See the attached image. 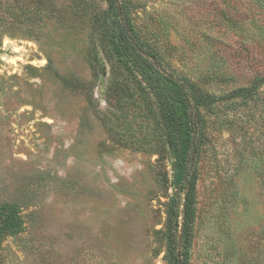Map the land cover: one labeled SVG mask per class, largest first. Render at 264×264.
Wrapping results in <instances>:
<instances>
[{"label":"rangeland","instance_id":"rangeland-1","mask_svg":"<svg viewBox=\"0 0 264 264\" xmlns=\"http://www.w3.org/2000/svg\"><path fill=\"white\" fill-rule=\"evenodd\" d=\"M129 1L140 40L204 94L264 76V0ZM106 8L0 0V204L23 220L0 264H167L174 159L110 48L88 56ZM203 115L187 264H264V85Z\"/></svg>","mask_w":264,"mask_h":264},{"label":"trees","instance_id":"trees-1","mask_svg":"<svg viewBox=\"0 0 264 264\" xmlns=\"http://www.w3.org/2000/svg\"><path fill=\"white\" fill-rule=\"evenodd\" d=\"M107 8L95 16L88 56L98 57L97 45L106 44L111 55L124 67L125 73L144 92L149 112L146 127L156 131L174 159L172 164L173 192L166 203L165 258L167 264H187L188 248L194 237L197 217V164L206 141V118L219 102L255 98L264 85V76L250 84L239 86L219 95L204 94L194 81L175 72L163 56L150 44L140 40L130 13L134 5L129 0H105ZM148 94V97H147ZM130 103L136 99H129ZM151 115V116H150ZM152 123V124H150ZM116 134H120L116 131ZM161 186H166V174L157 172ZM23 228L16 204H0V242Z\"/></svg>","mask_w":264,"mask_h":264}]
</instances>
